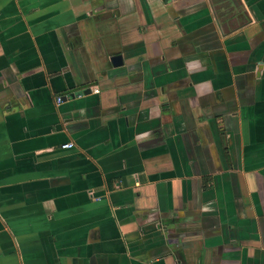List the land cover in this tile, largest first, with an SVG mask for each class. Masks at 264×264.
<instances>
[{"label":"crops","instance_id":"crops-1","mask_svg":"<svg viewBox=\"0 0 264 264\" xmlns=\"http://www.w3.org/2000/svg\"><path fill=\"white\" fill-rule=\"evenodd\" d=\"M0 264H264V0H0Z\"/></svg>","mask_w":264,"mask_h":264},{"label":"water","instance_id":"water-1","mask_svg":"<svg viewBox=\"0 0 264 264\" xmlns=\"http://www.w3.org/2000/svg\"><path fill=\"white\" fill-rule=\"evenodd\" d=\"M171 1H175V0H163L164 3H169ZM111 63L113 66L119 65L120 64V57L119 56L112 57Z\"/></svg>","mask_w":264,"mask_h":264},{"label":"built area","instance_id":"built-area-1","mask_svg":"<svg viewBox=\"0 0 264 264\" xmlns=\"http://www.w3.org/2000/svg\"><path fill=\"white\" fill-rule=\"evenodd\" d=\"M96 92V91H95ZM60 97H57L56 101L59 103L60 102ZM72 147V144L71 143H66V144H63L61 145V149H68V148H71Z\"/></svg>","mask_w":264,"mask_h":264},{"label":"trees","instance_id":"trees-1","mask_svg":"<svg viewBox=\"0 0 264 264\" xmlns=\"http://www.w3.org/2000/svg\"><path fill=\"white\" fill-rule=\"evenodd\" d=\"M234 8H236V9H237V6L235 5V3H234Z\"/></svg>","mask_w":264,"mask_h":264}]
</instances>
